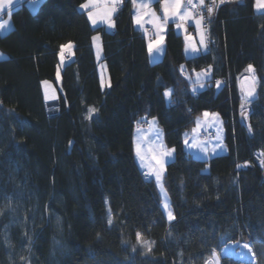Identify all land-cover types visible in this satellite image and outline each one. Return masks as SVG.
Segmentation results:
<instances>
[{
    "label": "trees",
    "instance_id": "16d2710c",
    "mask_svg": "<svg viewBox=\"0 0 264 264\" xmlns=\"http://www.w3.org/2000/svg\"><path fill=\"white\" fill-rule=\"evenodd\" d=\"M85 2L45 0L36 13L22 4L12 13L14 29L0 36L6 55L0 61V228L14 219L16 235L30 229L36 209L49 214L25 261H11L0 247V264H204L213 251L238 241L249 243L257 264H264V181L252 163L264 150V13L256 14L252 0L225 5L211 26L212 52L193 58L171 25L164 57L151 63L129 0L119 7L113 32L91 27L80 10ZM95 33L102 36L106 90ZM70 43L75 48L62 71L60 111L48 115L42 82H56L62 48ZM249 65L258 94L247 130L238 119L239 80ZM208 68L222 88L210 81L195 92L186 71ZM89 107L98 111L86 119ZM206 111L221 115L228 152L202 161L186 151L185 134ZM144 119L157 120L175 152L162 176L173 222L158 184L135 158L133 132ZM246 162L254 167L237 172ZM51 214L61 218L62 232ZM55 238L65 250L52 256ZM223 264L251 263L227 258Z\"/></svg>",
    "mask_w": 264,
    "mask_h": 264
},
{
    "label": "rangeland",
    "instance_id": "374dc122",
    "mask_svg": "<svg viewBox=\"0 0 264 264\" xmlns=\"http://www.w3.org/2000/svg\"><path fill=\"white\" fill-rule=\"evenodd\" d=\"M2 1L8 3L7 0H2ZM25 1H27V3L29 4V6L32 8L33 11H36L37 8H35L34 6H37V5L39 6L40 3L44 0H37V1L36 0H24L22 3H24ZM129 1L131 2V0H129ZM0 4H1V1H0ZM86 4H89V0H87ZM92 4H94L95 6L93 7L90 5L86 10L94 13L95 18H96V23L103 21L106 17H108V18H106L107 22H108L106 25L111 24V22L109 23V20L111 19L110 12H113L112 11L113 7L115 8V11H117V7L119 5L118 0H92ZM15 5H19V4H15ZM26 6H27V4H26ZM255 10L258 12L261 11L260 13H264V0H258L257 5L255 6ZM12 13H13V9L9 10L8 14L6 16L3 15L0 18V24L4 25V27L1 29H6V24L8 22H9V24H11V28L9 30H4L3 34H0V36H5L14 29V21H13ZM113 26H114V24H112L111 27H113ZM111 27H107L106 29H110ZM177 32L180 33V30L178 29ZM203 33H204V30H203ZM152 35L153 34L148 35L147 38H148L149 44H151L153 46V50H154V48H158V46L160 44L157 45V41L159 40V38L158 37L154 38ZM184 36L186 37V39L188 41L193 42L196 47L198 46V43H200V41L202 39L200 35H199L198 40L194 39V38L189 39L188 33L185 34ZM94 37L97 38L95 40L93 39L94 47L95 48L99 47V49L101 48V51L103 53L101 34L95 33L93 38ZM204 37L205 36H203V39H204ZM204 46H205V48L207 46L206 52L211 53L212 49L214 47V43H213V41H211V43H210L205 38L203 47ZM162 48L165 50L164 40L162 42V47L160 49H162ZM160 49H159V51H160ZM68 53H69V49H68V47L65 46L62 49V53H61V55H63V59L61 58V55H60V61H59V65H58V76H56V82L51 81V80H45L42 82V89L44 90L43 93L45 96V101L47 103H53V102L57 101L60 97L59 90L61 88L62 69L64 68L65 63L69 62L71 60V58L65 59V55ZM5 58H6V55L0 50V61L5 59ZM103 58L104 57H102V61H101V58L98 61L99 65H100V73L102 74V78H103V75L105 76L106 73L108 74V77H109L107 65H106V62L103 60ZM198 71H202V73H203L205 70H198ZM245 78H246V80H245ZM241 79L242 80L239 83L240 88H241L240 101L244 103V108L249 111L248 103H252L258 94V88H257L258 83H257V79H256V74H255V72L254 73L246 72V74L243 75L241 77ZM243 80H244V82H243ZM103 82H104V80H103ZM220 86H221V84H220ZM220 86L218 89H220ZM249 91L252 92L251 96L247 95V93ZM50 108L52 109L51 106H50ZM206 112H208V111H206ZM204 113L205 112H203V114ZM213 113H215L216 115L214 116L212 122H210V120L207 117H204L203 114L199 115L196 118V124L192 127V129L190 131H188L187 135H185V137H186V140H185L186 141L185 142L186 151L191 153L193 155V157H195L196 159H199L202 161H209L212 157H216L218 155H223V154H226L228 152V149L226 147V150L223 154L219 153V154H215L214 156H211V157L209 156V150L211 149L212 143H213V145L219 144V146L221 144L225 145L222 117L220 114H218L216 112H212V113L209 112V114H213ZM243 116H244V119L247 120L248 114L244 113ZM152 122H154V125L157 128V130H156L157 132H155L154 134H155V138L157 137L158 144L161 143L160 144L161 148H162V144H163L165 150L169 151L170 149L166 145L165 138L163 135V131L160 128L157 120L152 119ZM136 125H138V123H136ZM204 126L210 127L215 132V136L213 137V139L204 138L205 137L204 135H203V138L205 140L201 137V133L203 132ZM156 134L157 135L159 134V136H157ZM210 140H212V141H210ZM137 144H139V146H140V156L137 155V151H136L135 158H136L137 164L139 165L140 169L145 171V172L149 171V170L155 171V168H154L155 163L150 158L149 150H148V148L146 149L145 143L142 141V139H139L136 142V148H137ZM194 152L199 153V154H194ZM262 155H263L262 150L255 152L254 156L256 157L257 162H261L263 160ZM141 156L143 157V159H141ZM164 157H166V156H164ZM158 187H159V193H160L161 207L165 213L167 220L169 222H173L174 219L173 220L168 219V211L169 210L172 212V214L174 216V211H173L172 206H171L169 193L163 187L162 182L158 185ZM165 205L168 206L167 209L165 208ZM35 213H36V215L33 219V222L30 225V229L29 230L27 229V231L22 229V231L20 232L17 230V234L15 235L14 229L17 227L18 221H15L14 219L12 221H10L9 223H5L0 228V247L5 250L6 255H9L11 261H15V262L18 261V263H22L23 261H25V258L27 257V255L30 251L29 250L30 247L32 248L36 244L37 237L40 235L41 230L39 227L44 222L48 224L49 219L47 216L49 214L45 213L43 216H41V213L39 212L38 209L35 210ZM51 215L50 216L53 218L55 228L59 232H62V230L64 228V224H63L61 218H59L55 214H51ZM52 244L54 246L53 247L54 248V254L52 256L57 255L59 250L61 252H64L63 251V250H65L64 244L61 241V238H55ZM245 244H247L249 247L245 248L244 247ZM213 252H215V251H213ZM215 254H216V264H223V260L227 259V258L236 260L239 263L256 264V258H255L253 251H252L251 245L249 243L243 242V241L228 243L222 247V251L215 253ZM209 259L210 258H208L204 264H207V261Z\"/></svg>",
    "mask_w": 264,
    "mask_h": 264
},
{
    "label": "crops",
    "instance_id": "0c3cea01",
    "mask_svg": "<svg viewBox=\"0 0 264 264\" xmlns=\"http://www.w3.org/2000/svg\"><path fill=\"white\" fill-rule=\"evenodd\" d=\"M0 1H1V4L3 5V7H0V16L1 15L6 16L8 14L9 9L11 8V6H13L15 4H21L24 0H12L11 4L3 2L2 0H0ZM196 1H198V0H192V3L196 2ZM86 2H87V0H86ZM86 2L84 4H86ZM118 2H119V5L117 7V11L110 12L111 19L109 20V23L111 22V25L114 24L113 27H111L110 29H107L110 32L114 31V27H115L114 19H115V16H116V14H117V12L119 10V7L123 4L124 0H118ZM171 2H172V0H169V3H171ZM42 3H43V1L40 3L39 6L38 5L34 6L35 8H37L36 11H33L32 8L29 6V4H27V7L32 13H36L39 10V8L42 5ZM180 3H181V7H180V10H179V13L177 14V16H172L171 14H169V18L167 20V23H165L164 22V8L162 6L164 4V0H135V3H134V0H131V5H132V25H133L134 30H136L138 32L143 31L146 27H151L152 30H153V32H152L153 35L152 36L154 38L155 37L160 38V35H162L163 36V40L165 42V50H166L167 33H168V30H169L170 26L172 25L176 32H177L178 29L180 30V33L179 32H177V33L183 37V40H184V54H185V56L187 58H193V57H196L198 55L206 53L207 46L205 48V46L203 47L204 44L198 43V46L196 47L194 45V43L188 41L184 35L188 33V35H189V37H191V39L194 38V39L198 40L199 39V35L201 36L200 33L203 32V21H202V23H201V25L199 26V29H198V26L195 23L196 19H198V18L195 16V13L193 12L192 8H190L191 4H188V0H180ZM257 3H258V0H257L256 4L254 5V7L257 5ZM142 4H147L148 7L147 8H141L140 5H142ZM80 10L82 12L86 13V15L88 17V20L90 22V25H91V27L94 30H97V29H100V28H105L106 29L107 27H110L109 25H106L108 23L106 18H108V17L105 16L106 18L103 21H100L98 23L93 24L92 20H90L89 16H88V12L89 11L86 10L85 8H81V6H80ZM186 12H190L191 13V18L186 20V21L185 20H180L179 16L180 15H184ZM255 12L257 14H263V13H260L261 11L258 12V11L255 10ZM152 13H154L155 16H153ZM138 15H139L140 21H141L139 24L136 23V18H137ZM156 18H158V19H156ZM158 24L163 25V28L162 29L158 28L157 27ZM177 24H182L183 27H177ZM10 28H11V24H9V22H8L6 24V29H1L0 28V34H3L4 30H9ZM193 31L195 33H193ZM157 33H159L160 35H157ZM147 43H148V51H149V41L148 40H147ZM66 47H68L69 54H71L70 56H72L71 57V59H72L75 47H74L73 44H68V45H66ZM161 47H162V43L158 46V48H154V50L152 52H149V58H150L151 63L159 62L164 57L165 50L163 48L160 49ZM159 49H160V51H159ZM94 50H95V58H96L97 66H98V74H99V78H100V83H101L102 88L106 90L110 86V80H109V77H108L107 73L105 74V76L103 75V78H102V74L100 73V65L98 63L100 58H101V61H102V57H104V55H103V53L101 51V48L99 49V47L98 48L94 47ZM59 61H60V59H59ZM66 64H67V62L65 63V65ZM206 70H207L208 74L207 75H203V74L200 75L199 76V81H198L197 74L202 73V71H186L185 77L192 84L193 90L195 92L204 90L208 86V82L214 81L213 69L212 68H208ZM62 71H63V69H62ZM247 72H249V71H247ZM56 76H58V68H57ZM103 80H104V82H103ZM245 80H246V78H245ZM217 81H220V80H215L214 82H212V85H214V88L216 89V91H219L222 88V86H223V82L220 81L221 82L220 83L221 86H220V89H218L219 87H216L217 86V84H216ZM243 82H244V80H243ZM201 84H203V87H201ZM43 92H44V90H43ZM166 97H168L167 99H169L171 101V95L170 96H166ZM44 98H45V96H44ZM207 113H209V112H207ZM207 118L210 120V122H212L214 116L210 114ZM140 124H141V126L137 127L138 129H136L135 132H134L135 153H136V142H137V140L142 139V141L146 145V149L148 148V150H149L150 158L153 160V158H152L153 155H156L159 158V154L164 152V151H167V150H165L163 144H162V148H161L160 147L161 143L158 144L157 137L155 138V134L154 133L157 132L156 131L157 128L155 127L154 122H152V119L151 120H147V121L144 119L143 122L140 123ZM204 128L211 129L210 127H207V126H204L203 129ZM187 133L185 135H187ZM163 135H164V133H163ZM157 136H159V134ZM210 141H212V140H210ZM225 150H226V146L224 144H221L219 146V144L218 145L217 144L213 145V143H212L211 144V149L209 150V156L211 157V156H214L215 154H219V153L223 154L225 152ZM169 151L171 152V155H167L166 157H164V156L162 157L163 162H164V166H165V164L167 162L173 160V158L175 156V152H174L173 149H170ZM194 154H199V153H195L194 152ZM153 161L155 163V160H153ZM157 167L158 166L155 164V167H154L155 170H156ZM141 171L144 172L151 179H155L156 180V177L154 175V172H155L154 170L153 171H151V170L146 171L147 173L145 171H143V170H141ZM162 173H161V177H162ZM161 182H162V179L160 180L159 183H157V181H156V183L158 185Z\"/></svg>",
    "mask_w": 264,
    "mask_h": 264
},
{
    "label": "snow or ice",
    "instance_id": "6c2138e0",
    "mask_svg": "<svg viewBox=\"0 0 264 264\" xmlns=\"http://www.w3.org/2000/svg\"><path fill=\"white\" fill-rule=\"evenodd\" d=\"M7 2H8V4H11L12 0H7ZM224 2H225V0H219V3L220 4H223ZM134 3H135V0H134ZM199 3H200V5H204V0H199ZM188 4H192V0H188ZM90 5L93 6V7L95 6L94 4H92V0H89V4H82L81 5V8L87 9ZM162 6L164 8V22L167 23V20L169 18V14H171L172 16H177V14L179 13L180 7H181V3H180V0H172L171 3H169V0H164V4ZM0 7H3V5L0 4ZM140 7L141 8H147L148 5L147 4H142V5H140ZM216 7H218L217 0H212V4L210 6H206V8H207V14H208V17L209 18H211L213 16ZM112 11H115V8L114 7L112 8ZM152 15L155 16L154 13H152ZM88 16H89V19L92 20V23L95 24L96 23V18H95L94 13L91 12V11H89L88 12ZM190 18H191V13L190 12H186L184 15H180L179 16V19L180 20H185V21L188 20V19H190ZM156 19H158V18H156ZM203 19H204V16L203 15H201L198 19H196L195 23L198 26V29H199V26L201 25ZM140 22H141L140 21V17L138 15L137 18H136V23L139 24ZM109 26L111 27L112 25L109 24ZM3 27H4V25L3 24H0V28H3ZM157 27L160 28V29H162L163 28V25L158 24ZM177 27H183V25L182 24H177ZM200 34H201V37H202L200 43L201 44H204V39H203L204 33L201 32ZM157 35H160V34L157 33ZM93 39L95 40L97 38L94 37ZM189 39H191V37H189ZM162 42H163V36L160 35V38L157 41V45L161 44ZM152 51H153V46L151 44H149V52H152ZM61 58L63 59V55H61ZM247 71L254 73L255 72V69H253V67L251 65H249ZM202 74L203 75H207L208 74L207 73V70H205L203 73L197 74L198 81H199V76L202 75ZM220 83H221L220 81H217L216 82L217 87L220 86ZM201 87H203V84H201ZM164 95L165 96H170L171 95V92L170 91H166L164 93ZM247 95L248 96H251L252 95V92L249 91L247 93ZM241 108H242V110L244 108V103L243 102L241 104ZM97 111L98 110L96 108L89 107L88 108V116H86L85 118L86 119L92 118V114L93 113H96ZM203 115L205 117H208L210 114L207 113V112H205ZM211 115L215 116L216 114L213 113ZM136 151H137V155L140 156V146H139V144H137ZM167 155H171V152L170 151H164V152H162V153L159 154V158L156 155H153V157H152L153 160H155V164L158 166L156 168L155 172H154V175L156 177L157 183L160 182V180H161V173L164 170V162H163L162 157L163 156H167ZM141 159H143L142 156H141ZM167 207L168 206L165 205V208L166 209H167ZM168 219L169 220L175 219V217L173 216V214H172V212L170 210L168 211ZM108 223L109 224H112L111 211H109V214H108ZM136 239H137V242L138 243H142V245L144 247L148 248L149 251L151 250L150 249V246L148 245V243L146 241H143L142 240L141 233L137 232ZM244 247L245 248H248L249 246L247 244H245ZM207 264H216V254H215V252L212 253V257L207 261Z\"/></svg>",
    "mask_w": 264,
    "mask_h": 264
},
{
    "label": "bare ground",
    "instance_id": "6f19581e",
    "mask_svg": "<svg viewBox=\"0 0 264 264\" xmlns=\"http://www.w3.org/2000/svg\"><path fill=\"white\" fill-rule=\"evenodd\" d=\"M253 1V3L254 4H256V2H257V0H252ZM44 2V1H43ZM24 4H28L27 3V1L26 2H24L23 3V5ZM18 7H20V4L18 5ZM221 8H223V6H221L220 8H218L219 9V11H218V13H216V15L214 16V20H212L213 22H212V24L216 21V19L218 18V16H219V12H220V10H221ZM255 8V7H254ZM193 10V9H192ZM255 10V9H254ZM193 12L195 13V16L197 17V18H199V16L197 15V13H196V11H194L193 10ZM257 14V13H256ZM204 30V29H203ZM193 33H195L194 31H193ZM152 34V32H148V33H146L145 32V29L143 30V31H141V32H139V35H140V37H142V38H144L145 39V41L147 42V40H148V38H147V36L148 35H151ZM95 35V34H94ZM204 36H205V31H204ZM205 39V38H204ZM211 40H212V37H211ZM92 41H93V37H92ZM207 42V41H206ZM208 43V42H207ZM70 44H72V43H70ZM209 45V44H208ZM147 46H148V43H147ZM210 46V45H209ZM93 50H94V45H93ZM94 52H95V50H94ZM71 58V56H70V54L68 53V54H66L65 55V59H70ZM97 69H98V66H97ZM246 74V73H245ZM241 77H240V80H239V83L241 82ZM240 86V85H239ZM103 89V88H102ZM103 90H105V89H103ZM42 91H43V89H42ZM171 91V101H172V90H170ZM43 96H44V93H43ZM165 96V95H164ZM168 97H166L165 96V100H166V102H168V103H170L171 101L169 100V99H167ZM45 99V98H44ZM46 112H47V114L48 115H54V114H57L59 111H60V106L56 103V102H53V103H47L46 102ZM50 106L52 107V109L50 108ZM208 112H210V111H208ZM251 112H252V106H251V108L249 109V111H247L245 108H243V110H242V108L240 107V110H239V113H238V119H239V124H240V126H241V128H246L247 130H250V116H251ZM212 113V112H211ZM217 113V112H216ZM244 113H247L248 114V118H247V120L246 119H244V116H243V114ZM141 126V124L139 123L138 125H136V127H135V129H134V132H135V130L136 129H138L137 127H140ZM134 132H133V142H134ZM205 140V139H204ZM262 152H263V160L261 161V162H257V159H256V157L254 156L253 157V160H252V163H255L254 165L255 166H257L261 171H262V179H263V181H264V150H262ZM134 153H135V147H134ZM191 154V153H190ZM192 155V154H191ZM193 156V155H192ZM174 158H175V156H174ZM173 158V159H174ZM172 161V160H171ZM171 161H169V162H167L166 164H165V166H164V170H163V173H164V171H165V168H166V166H167V164L168 163H170ZM252 163H250V162H246V163H240V164H238L237 166H236V171L237 172H247V171H250L254 166H253V164ZM247 165H249V168L248 167H246ZM139 166V165H138ZM239 166H241V167H246L247 169L246 170H240V167ZM208 169H209V167H208ZM163 173H162V176H163ZM145 177L146 178H148V179H151L150 177H148L146 174H145ZM161 179H162V177H161ZM155 180V179H154ZM156 181V180H155ZM220 251H222V249H220L219 251L217 250V252L215 251V253H218V252H220ZM256 264H257V261H256Z\"/></svg>",
    "mask_w": 264,
    "mask_h": 264
},
{
    "label": "built area",
    "instance_id": "2783aa9c",
    "mask_svg": "<svg viewBox=\"0 0 264 264\" xmlns=\"http://www.w3.org/2000/svg\"><path fill=\"white\" fill-rule=\"evenodd\" d=\"M246 0H225V2L223 4L219 3V0H217V5L218 7H216L215 12L213 14V16L211 18L208 17L207 14V8L206 6H210L212 4V0H204V5H200L199 0L194 2L193 4L190 5V7L196 11L197 15L200 17L201 15L204 16L203 19V29L205 31V38L211 43V26H212V20H214V16L216 15V13H218L219 9L221 6H225L228 4H242L244 3ZM15 8V7H13ZM151 28L147 27L145 29V32H151ZM250 109V108H249ZM248 111V110H247ZM204 135L207 138L213 137L214 133L211 130L205 129L204 130Z\"/></svg>",
    "mask_w": 264,
    "mask_h": 264
},
{
    "label": "water",
    "instance_id": "95a60500",
    "mask_svg": "<svg viewBox=\"0 0 264 264\" xmlns=\"http://www.w3.org/2000/svg\"><path fill=\"white\" fill-rule=\"evenodd\" d=\"M239 167H240V170H246L247 169L246 167L249 168V165H247L246 167H241V166H239Z\"/></svg>",
    "mask_w": 264,
    "mask_h": 264
}]
</instances>
